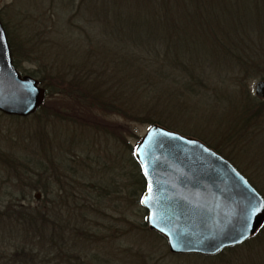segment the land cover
Here are the masks:
<instances>
[{
  "label": "rangeland",
  "instance_id": "1",
  "mask_svg": "<svg viewBox=\"0 0 264 264\" xmlns=\"http://www.w3.org/2000/svg\"><path fill=\"white\" fill-rule=\"evenodd\" d=\"M99 2L0 0V21L7 39L11 37L19 67L15 68L21 74L41 77L39 86L44 89L59 76L57 71L53 79L48 64L63 57L65 68L89 78L84 85L93 84V97L105 95L92 106L82 103L73 91L72 97L63 90L47 98L44 89L41 109L29 117L0 113V264L15 259V250L22 246L21 252L25 248L39 254L43 264H264V231L247 248L202 257L171 254L165 240L148 230L146 212L138 204L141 190L135 182L130 148L144 136L150 122L160 121L171 131L217 149L263 196L264 142L249 134L239 141L231 131L238 128V115L231 108L237 96L232 80L237 75L219 67L208 75L212 84L207 87L182 82L171 86V95H163L167 90L162 88L142 96L150 110L145 118L139 119V98L134 95L129 109L138 118H123L118 110L126 89L118 87L119 74L110 76L122 54L120 45L109 40L120 38L116 34L120 25L110 36L108 30L114 27L108 24L110 19L89 16L88 5ZM198 44L205 53V43ZM255 76L246 78L239 96L254 97V85L262 80ZM112 93L119 104L116 109H110L106 101ZM156 94L157 99L159 94L163 102L172 103L173 111L165 104H154ZM59 192L65 195L56 197ZM35 195L40 198L35 200ZM27 214L38 217L32 226L22 219Z\"/></svg>",
  "mask_w": 264,
  "mask_h": 264
},
{
  "label": "trees",
  "instance_id": "2",
  "mask_svg": "<svg viewBox=\"0 0 264 264\" xmlns=\"http://www.w3.org/2000/svg\"><path fill=\"white\" fill-rule=\"evenodd\" d=\"M237 1L102 0V3L88 5L86 11L89 12L90 17L91 15L95 17L105 16V18L110 19L111 23L108 24L114 25L108 30L110 36L115 31L116 25H120L116 29V34L121 35L120 38L112 40L109 38V41H115L116 44L120 45L119 51L122 54L117 62L118 69L110 76L114 77L116 73L119 74L118 78L120 77L121 84L118 87L121 89L123 85V88L126 89V99L122 101L123 104L118 110L123 118L127 120L138 118L136 117L137 112L130 110L133 107L131 98L134 95L139 98V106L136 107L139 110V119H141L140 116L145 118L150 110L147 103L141 100L142 96H148L154 91L157 93L162 88L167 90L163 95H171V86L182 82L186 86L195 88L207 87L209 83L212 84L210 82L212 77L209 79L210 76L208 75H211L212 71L219 67L220 70L231 71L237 75L232 80L237 96L233 97L231 108L238 115V124L236 125L238 128L231 129V131L239 141H244V137L249 134L251 137L254 136L253 139L259 138L260 141L264 142V101L251 97L248 93L239 96L243 83L247 81L246 78L249 75L253 77L258 75L264 81V0H260L261 4L254 0H245L240 5ZM76 16L79 19L82 16L79 9ZM10 38L8 36V43L12 46L13 65L17 67L18 60L15 59L13 43ZM198 42L205 43V53L202 54V48ZM194 50H199L200 53H193ZM203 55L206 56V60L200 59ZM64 59L63 57L54 58L48 64L49 69L54 71L53 74L50 73L53 79L57 71L59 76L54 79L56 82H49L46 88L44 87L47 91V98L57 97L58 94L63 93V90H67L69 93L67 96L72 97L73 91L74 96L80 98L82 103L92 106L95 105L94 101L97 103L103 100L104 94L99 97L101 99H98L97 95L93 97V92H95L94 87H92L93 84L91 87L84 85L86 79L90 83L88 77L83 79L80 77L81 72L76 73L71 67H64ZM229 67L231 70L228 69ZM118 70L119 72L122 71L118 73ZM28 76L35 78L39 85H42L41 77L36 78L32 74ZM176 76H180V78L176 79ZM214 82L213 84L224 81L217 79V82L216 80ZM52 86H58L60 89H52ZM95 89L97 91L96 87ZM109 97L106 100L107 104L112 106L110 109H116L119 104H116L113 93L109 94ZM159 98V94L158 99L157 94L154 96V104H158V106L165 104L170 108V111H173L172 103H165ZM124 104L127 106L126 111L122 110ZM151 124H155V122L152 121ZM156 124L166 127L160 121ZM210 148L225 157L217 149ZM130 153L136 170L135 182L139 184L141 190L138 196L139 204L140 197L146 188V181L133 156L132 147ZM56 172L58 173V171ZM252 185L263 196L257 186L253 183ZM61 195L65 194L56 193L58 198ZM25 216L22 219L25 224L30 226L38 218L29 214ZM260 231H264V225ZM254 238L244 245L228 249V251L247 248L254 244L252 242ZM21 248L15 250L13 254L15 259L11 258L7 264H43L39 254H32L25 248H23L24 252H21ZM77 262L81 263L79 259Z\"/></svg>",
  "mask_w": 264,
  "mask_h": 264
},
{
  "label": "water",
  "instance_id": "3",
  "mask_svg": "<svg viewBox=\"0 0 264 264\" xmlns=\"http://www.w3.org/2000/svg\"><path fill=\"white\" fill-rule=\"evenodd\" d=\"M254 96L264 100V81L255 83ZM44 99L37 81L21 77L13 67L0 21V113L26 118ZM134 158L146 180L140 199L145 223L165 240L171 254L212 257L250 240L262 226L263 198L199 140L153 124L134 148Z\"/></svg>",
  "mask_w": 264,
  "mask_h": 264
},
{
  "label": "snow or ice",
  "instance_id": "4",
  "mask_svg": "<svg viewBox=\"0 0 264 264\" xmlns=\"http://www.w3.org/2000/svg\"><path fill=\"white\" fill-rule=\"evenodd\" d=\"M145 175H147V172H145ZM149 191H151V185H149ZM142 202H143V201H142ZM256 211H257L256 208H253V209H252L253 214H255ZM246 227H247V226H246ZM245 238H247V237H245ZM181 243H182V242H181ZM173 246L175 247L176 245H173Z\"/></svg>",
  "mask_w": 264,
  "mask_h": 264
},
{
  "label": "flooded vegetation",
  "instance_id": "5",
  "mask_svg": "<svg viewBox=\"0 0 264 264\" xmlns=\"http://www.w3.org/2000/svg\"><path fill=\"white\" fill-rule=\"evenodd\" d=\"M223 158H225V157H223ZM226 159V158H225ZM227 160V159H226ZM244 176V175H243ZM246 178V177H245ZM246 180H247V182L250 184V185H252V183L246 178ZM253 186V185H252ZM149 230V229H148ZM152 232V231H151ZM156 234V233H155ZM157 235V234H156ZM160 237V236H159ZM245 243H243V244H241L240 246H242V245H244ZM240 246H238V247H240ZM219 255V254H218ZM217 256V255H216Z\"/></svg>",
  "mask_w": 264,
  "mask_h": 264
}]
</instances>
